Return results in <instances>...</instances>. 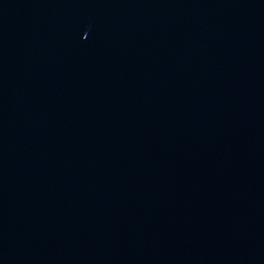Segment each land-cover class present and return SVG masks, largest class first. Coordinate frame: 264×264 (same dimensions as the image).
<instances>
[{
  "label": "water",
  "instance_id": "water-1",
  "mask_svg": "<svg viewBox=\"0 0 264 264\" xmlns=\"http://www.w3.org/2000/svg\"><path fill=\"white\" fill-rule=\"evenodd\" d=\"M0 264H264V0H0Z\"/></svg>",
  "mask_w": 264,
  "mask_h": 264
}]
</instances>
